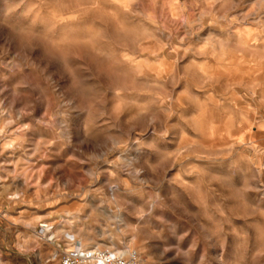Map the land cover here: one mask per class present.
Returning a JSON list of instances; mask_svg holds the SVG:
<instances>
[{
  "label": "clouds",
  "instance_id": "obj_1",
  "mask_svg": "<svg viewBox=\"0 0 264 264\" xmlns=\"http://www.w3.org/2000/svg\"><path fill=\"white\" fill-rule=\"evenodd\" d=\"M144 7L0 0V264H264V76L236 97L181 56L138 71ZM197 7L220 13L197 45L247 27L264 47V0ZM193 164L200 200L174 180Z\"/></svg>",
  "mask_w": 264,
  "mask_h": 264
},
{
  "label": "rangeland",
  "instance_id": "obj_2",
  "mask_svg": "<svg viewBox=\"0 0 264 264\" xmlns=\"http://www.w3.org/2000/svg\"><path fill=\"white\" fill-rule=\"evenodd\" d=\"M146 5L142 10L145 13L140 26L130 29V37L127 40L128 50L123 52L127 63L140 72L164 75L169 71V59L181 56L178 63L185 64V68L198 72L205 79L214 81L221 77L225 87L230 88L236 97L244 91L257 90L264 76V47L257 43V35L249 28L239 29L232 34L231 39L222 43L219 48L214 42L196 44L201 37H205L212 25L209 21L217 18L220 13L209 11L204 7H197L202 0H138ZM140 11L141 9H135ZM199 29V30H198ZM197 49L198 53L197 54ZM195 65L192 69L190 66ZM243 102L237 99V104ZM235 119V117H233ZM229 132V136H235L238 140L246 139L245 133ZM252 132L256 129L252 128ZM29 155L16 152L8 157L10 163L6 167L8 171L26 172L28 166L36 161V157L29 159L33 146H27ZM200 153L194 149L189 155L194 159ZM0 157V160H4ZM196 165H190L189 171L178 169L174 173L175 182L187 190L192 191L196 200L204 196L203 188L197 189V173L191 169ZM11 179V178H10ZM23 177H18L16 184H21ZM11 182V180H9ZM195 202V201H194ZM199 206V205H198Z\"/></svg>",
  "mask_w": 264,
  "mask_h": 264
},
{
  "label": "bare ground",
  "instance_id": "obj_3",
  "mask_svg": "<svg viewBox=\"0 0 264 264\" xmlns=\"http://www.w3.org/2000/svg\"><path fill=\"white\" fill-rule=\"evenodd\" d=\"M11 180V179H10Z\"/></svg>",
  "mask_w": 264,
  "mask_h": 264
}]
</instances>
